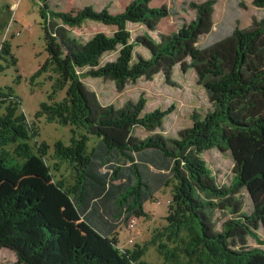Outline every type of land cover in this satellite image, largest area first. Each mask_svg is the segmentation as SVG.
<instances>
[{"label": "trees", "instance_id": "16d2710c", "mask_svg": "<svg viewBox=\"0 0 264 264\" xmlns=\"http://www.w3.org/2000/svg\"><path fill=\"white\" fill-rule=\"evenodd\" d=\"M39 1L47 57L29 80L44 77L51 91L34 118L70 126L68 144L57 140L51 160L55 171L61 164L69 167L73 183L55 178L46 158L50 146L36 139L38 126L19 111L12 89L0 88V249L15 255L13 264H144L147 243L122 249L117 230L124 225L136 234L130 222L147 217L144 204L169 187L166 224L148 242L165 262L264 264V241L257 233L264 232V17H253L245 28L237 22L223 38L198 46L213 30L216 0L189 1L194 18L157 39L149 31L176 13L165 4L152 6L153 0H130L115 14L108 6L95 10L92 5L57 11L48 0ZM252 5L264 8V0ZM86 21L116 30L85 42L70 36V28ZM129 23L144 27L133 41ZM136 46L149 56L137 54L133 61ZM112 51H118L116 58L100 65ZM7 56L4 41L0 59ZM177 65L184 72L194 70L211 109L204 116L194 110L191 126L176 137L158 131L173 104L143 113V94L121 107L103 104L83 82L85 77L110 80L120 92L128 83L162 73L175 85ZM135 127L149 134L138 138ZM211 148L231 152L229 185H218L202 157ZM242 189L252 201L250 213L242 212ZM212 209L234 216L217 228ZM248 238L257 246L247 245Z\"/></svg>", "mask_w": 264, "mask_h": 264}, {"label": "rangeland", "instance_id": "374dc122", "mask_svg": "<svg viewBox=\"0 0 264 264\" xmlns=\"http://www.w3.org/2000/svg\"><path fill=\"white\" fill-rule=\"evenodd\" d=\"M130 0H48L51 9L65 12H77L84 6L92 5L95 10H101L108 6L111 13L121 12ZM189 1L201 2L203 0H153L152 6L167 5L176 14L161 20L155 31H149L155 39L159 33H169L175 31L182 23L189 22L194 18V10L188 7ZM213 13L214 27L211 33L202 35L198 46L210 45L231 33L236 23L239 27L245 28L252 22V18L264 17V8H257L252 5V0H216ZM242 4L245 6L243 8ZM42 3L39 0H0V48L6 41L10 49V56L0 59V88L5 90L7 87L12 89L13 94L18 97L21 111L29 122H35L38 126L37 141H44L50 146L47 160L51 166V172L56 179H62L68 185L73 183V174L66 164H61L60 170L52 168L51 154L53 145L57 140L68 144L71 136L70 126H60L56 123H48L45 118H34L35 112L40 108V103L46 101V96L51 91V82L44 77L37 78L30 83V77L35 73L41 63L47 57L45 50L44 31L41 25L42 18L40 8ZM127 28L130 30L133 41L140 35L144 27L140 24L129 23ZM114 26L105 25L101 22L86 21L79 27L69 29V34L80 41L91 39L96 33L103 32L108 36L113 35ZM148 57V51L142 46L134 48L133 61L136 55ZM118 55V51L105 53L100 65L107 61H112ZM12 57L15 64L12 63ZM173 80L175 85L165 82L162 73L156 74L153 79H138L135 83L126 84L122 91H117L115 85L110 80L102 78H83V82L90 90L94 91L103 104H113L121 107L124 102L136 101L143 94L146 98V105L143 113L151 112L156 108L162 110L168 108L170 104L174 109L163 120V126L158 131L167 137H176L177 132L192 124L191 114L195 110L204 116L210 109L211 103L207 98L204 88L197 83V77L193 69L184 72L177 65L174 68ZM64 92L56 95L57 100L61 99ZM4 112V105L0 104V114ZM133 134L138 138H144L148 132L141 127H135ZM97 139L94 137L90 145ZM202 157L211 169L218 185H229L234 179L233 158L230 151H220L217 148L206 150ZM170 188L163 187L155 193V200H149L144 204L147 217L136 218V234L130 229L121 226L117 230V242L123 249H133L135 244L142 246L147 243L148 247L142 256L144 264H171L164 260V257L157 251L155 246L148 242L152 236L159 231L165 224L167 204L170 199ZM242 201V212L252 211V201L247 192L242 189L238 194ZM206 196H203L205 199ZM217 201V199H214ZM211 214L220 228L222 223L233 217L230 210L212 209ZM259 238L264 241V232L260 228L257 231ZM133 236L134 241L129 242ZM247 245L254 247L257 244L252 238H248ZM264 249V245L260 246ZM16 261L15 255L8 249H0V264H13Z\"/></svg>", "mask_w": 264, "mask_h": 264}, {"label": "built area", "instance_id": "2783aa9c", "mask_svg": "<svg viewBox=\"0 0 264 264\" xmlns=\"http://www.w3.org/2000/svg\"><path fill=\"white\" fill-rule=\"evenodd\" d=\"M130 228H135V224H134V222L133 221H131L130 222ZM132 240L131 239H129V242H131Z\"/></svg>", "mask_w": 264, "mask_h": 264}, {"label": "water", "instance_id": "95a60500", "mask_svg": "<svg viewBox=\"0 0 264 264\" xmlns=\"http://www.w3.org/2000/svg\"><path fill=\"white\" fill-rule=\"evenodd\" d=\"M231 153V152H230Z\"/></svg>", "mask_w": 264, "mask_h": 264}]
</instances>
